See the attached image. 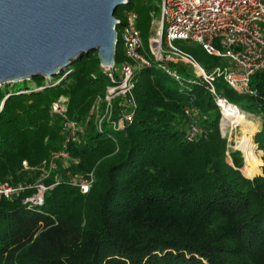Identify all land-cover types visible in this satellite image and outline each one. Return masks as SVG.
I'll return each mask as SVG.
<instances>
[{"label":"trees","instance_id":"obj_1","mask_svg":"<svg viewBox=\"0 0 264 264\" xmlns=\"http://www.w3.org/2000/svg\"><path fill=\"white\" fill-rule=\"evenodd\" d=\"M153 1L160 0L128 5L145 44L159 12ZM124 9L115 16L123 18ZM177 43L209 72L226 66L201 46ZM125 60L118 46L115 70ZM173 67L189 76L186 67ZM109 83L91 53L53 82L35 77L0 86V182L34 185L36 169L54 152L71 157L46 181L50 186L61 178L43 207L0 199V264H264V167L253 180L243 174L245 158L222 135L215 97L204 87L185 91L156 68L143 69L135 79L132 125L100 133L90 114ZM216 89L261 119L254 143L264 153V71L251 78L256 95H240L223 79ZM60 98L68 100L64 115L53 112ZM120 109L118 101L115 116ZM68 121L86 130L66 146ZM193 122L202 134L188 142ZM258 164L250 165L256 171ZM90 173L95 181L86 195L68 182V174Z\"/></svg>","mask_w":264,"mask_h":264},{"label":"built area","instance_id":"obj_2","mask_svg":"<svg viewBox=\"0 0 264 264\" xmlns=\"http://www.w3.org/2000/svg\"><path fill=\"white\" fill-rule=\"evenodd\" d=\"M128 5L129 1L121 7L126 8L123 18L115 16L118 22L116 46L122 47L126 60L114 72L103 67L109 73L110 83L103 101L97 102L90 114L98 132L103 133L105 126L119 132L132 125L137 110L133 94L135 79L143 69L161 70L185 91L195 86L206 88L220 109L229 102L217 92L219 79L240 95H256L251 89V78L264 71V0H160L148 39L149 51L145 49L138 28V14ZM180 41L201 46L209 56L224 60L226 66L207 71L193 56L176 46ZM174 65L186 67L189 76L182 75ZM46 80L53 82V78ZM118 101L121 109L115 116ZM67 103V99L60 98L53 105V112L64 115ZM185 115L191 116L190 111L185 110ZM85 130L82 124L68 121L65 145L84 134ZM201 134L202 130L193 122L189 126L187 141L194 142ZM68 161L71 157L67 150L54 152L49 161L36 169L40 177L34 185L0 182V199H22L29 208L43 207L47 193L61 183V178L56 175L50 186L46 181L58 171L60 163ZM23 166L29 170L27 162ZM67 176L68 182L83 195L89 193L95 181L94 173L73 178L70 174ZM29 191H33L32 194L25 196Z\"/></svg>","mask_w":264,"mask_h":264},{"label":"water","instance_id":"obj_3","mask_svg":"<svg viewBox=\"0 0 264 264\" xmlns=\"http://www.w3.org/2000/svg\"><path fill=\"white\" fill-rule=\"evenodd\" d=\"M129 0H0V86L51 79L97 53L114 72L116 11Z\"/></svg>","mask_w":264,"mask_h":264},{"label":"rangeland","instance_id":"obj_4","mask_svg":"<svg viewBox=\"0 0 264 264\" xmlns=\"http://www.w3.org/2000/svg\"><path fill=\"white\" fill-rule=\"evenodd\" d=\"M153 4L156 7H158L159 2L157 3L156 1H153ZM185 43H188L189 46H195L196 45V44L190 43V42H185ZM178 44L179 43L176 42V45H178ZM144 45H145L146 51H149V44L144 43ZM119 68H120V66H119ZM220 110H221V116H222L221 121H220V127H221V131H222V135L228 139L230 147L233 150L240 151L245 158V166L242 170L243 174L251 180L255 179L258 176H261L263 174L262 169L264 167V153L259 151L257 149V146L254 143V136L260 131V128H261V124H262L261 119L258 117L252 116V115L245 114L247 121L243 126L239 127V126H236V124H234V122L231 119L225 118L224 114H223V110L222 109H220ZM245 138L252 140V143L255 147V149H254L255 158L254 157H247L245 152L239 148L241 142ZM257 161L259 162V164L256 168V171H257L256 172L254 167L251 166L250 164L253 162H257ZM70 163H71V161H68L67 163H60V164L65 167V166H68ZM248 169H252L254 171L255 174L253 177H249L246 175V171Z\"/></svg>","mask_w":264,"mask_h":264},{"label":"bare ground","instance_id":"obj_5","mask_svg":"<svg viewBox=\"0 0 264 264\" xmlns=\"http://www.w3.org/2000/svg\"><path fill=\"white\" fill-rule=\"evenodd\" d=\"M222 110H223L224 117L227 119H231L234 122V124H236V126L241 127L247 121L245 114H243L237 107H235L231 104H229V105L227 104V105L222 106ZM239 148L245 152L247 157H254L255 158V155H254L255 147L252 143V140L245 138L241 142ZM254 174L255 173L252 169H248L246 171V175L249 177H253Z\"/></svg>","mask_w":264,"mask_h":264}]
</instances>
